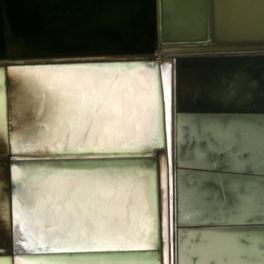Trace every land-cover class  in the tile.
<instances>
[{
	"label": "snow or ice",
	"instance_id": "obj_1",
	"mask_svg": "<svg viewBox=\"0 0 264 264\" xmlns=\"http://www.w3.org/2000/svg\"><path fill=\"white\" fill-rule=\"evenodd\" d=\"M25 57L11 33L0 39V207L5 200L10 206L7 242L15 264H145L141 253L163 248L169 188L173 235L177 209L183 222L189 201L201 220L225 225L200 234L207 257L197 264H251L221 255H232L225 244L235 231L243 232V242L235 244L240 257L254 252L252 226L264 235V109L239 110L264 105V88L257 90L255 80L250 87L246 74L186 86L177 73V152L181 167L195 171L169 178L153 163L155 150L167 149L172 164L170 64L161 78L142 75L143 63ZM186 87L223 110L184 121L179 106ZM39 102L47 105L46 117L43 107L35 110ZM37 117L48 134L25 138L22 121ZM119 158L134 162L90 163ZM21 160L60 163L21 170ZM37 173H49L50 183L37 189ZM174 251L175 244L172 264Z\"/></svg>",
	"mask_w": 264,
	"mask_h": 264
},
{
	"label": "water",
	"instance_id": "obj_2",
	"mask_svg": "<svg viewBox=\"0 0 264 264\" xmlns=\"http://www.w3.org/2000/svg\"><path fill=\"white\" fill-rule=\"evenodd\" d=\"M205 4V18L209 32L195 38L200 41L182 43L188 51L169 55L160 54V57L167 58L164 61L172 65L174 103L171 167H169L167 149L165 161L169 178L179 171H195V169L187 167L182 168L178 164V120L175 93L179 62L197 63L205 60L211 65L216 62H227L237 65L246 64L256 68H261L264 65V38L217 41L214 37L216 0H207ZM160 13L162 17L161 32H163V0H160ZM9 33L21 45V51L26 53L25 58L34 61L96 58L98 62L155 64L159 57L155 52L157 41H160V36L156 33L155 0H0V39L7 40ZM163 38L161 35V39ZM172 39L182 40V38ZM210 39L213 44L208 41ZM157 67L159 77L162 78L161 63L157 64ZM179 107L182 117L191 115L193 119L198 113L223 110V108L199 107L196 98L192 97L187 100L184 96L181 98ZM262 109L264 108L252 107L239 110H251L259 113ZM184 129H187V124ZM29 162L56 165L60 163L46 160H31ZM133 162V158L90 161V163L112 165H125ZM153 166L156 168V158ZM185 182H187L186 179ZM169 183H171V179H169ZM168 199V220L169 223H172L173 229L171 188H169ZM178 217L179 208L175 217V235H173V230L168 234L172 252L173 244H175V264H177L179 253V232L181 229L201 230L225 227L219 221L180 222ZM252 228L258 230L259 226H252ZM141 254L146 257L145 263L160 264L158 248L146 250ZM27 255L32 257L64 254L27 253ZM5 257H9L7 262H5ZM0 264H15V252H0Z\"/></svg>",
	"mask_w": 264,
	"mask_h": 264
},
{
	"label": "bare ground",
	"instance_id": "obj_3",
	"mask_svg": "<svg viewBox=\"0 0 264 264\" xmlns=\"http://www.w3.org/2000/svg\"><path fill=\"white\" fill-rule=\"evenodd\" d=\"M207 0H163V32H161V13H160V0H155L156 3V33L160 36V41H157L156 53L158 54V61L155 64H145L147 66V72L141 70V74L147 77L151 73H155L159 76L157 64L161 63L162 77L166 71V66L170 63L164 61L166 57H160V54L169 55L175 52L188 51L182 43L197 42L196 37L204 35L209 32V26L205 18V10ZM188 4V5H187ZM161 35L164 37L161 39ZM214 37L217 41H229L238 39H250V38H264V0H216L215 4V26ZM166 38V39H165ZM172 38H182V40H176ZM212 43V39L208 40ZM205 44H207L205 42ZM188 45V44H185ZM200 51V50H196ZM213 51V50H204ZM179 77L181 81L187 85H195L196 83L207 81H215L220 84L224 80H230L238 75H247L249 77L248 83L251 87V81L257 82V90L264 88V65L261 68L250 66L246 64H233L227 62H216L211 65L208 61H199L197 63L184 62L177 66ZM172 71V65H171ZM187 100L190 98H196L195 88L189 90L186 87L185 94L183 95ZM197 100L199 107H212L223 108V106L216 104H209L202 100ZM35 110L39 113L40 108H44V112L40 113L41 116L46 117L48 108L43 102H39L34 105ZM186 108V105H184ZM264 108L259 101L255 105H247L246 108ZM193 117L191 115L183 116L184 121H191ZM22 127L24 129L23 136L25 138L39 139L48 134L47 128L44 126V121L40 118H32L27 122L22 121ZM185 131L187 129H184ZM24 140H22V144ZM156 168L159 175V167L163 165V170L167 174L166 170V149L155 150ZM178 164H180L178 160ZM18 167L23 170L26 167H32L37 169H48L53 167H59L56 164L49 163H35L29 161H20ZM49 173H37L34 183L39 189L42 185L50 183ZM188 180V178H185ZM187 183V182H186ZM195 208L193 203L189 201L185 206L184 215L186 219L183 222H204L209 220H201L195 214ZM181 213L179 211L178 220L181 222ZM10 218V206L5 200L2 207H0V252L8 251V225ZM162 220L160 226L162 228ZM35 227V225H33ZM216 229V228H215ZM215 229H185L180 230L179 241V253L177 258V264H197L202 258L207 257V249L200 246V234L205 231H212ZM172 223L167 221V232L163 238V248L158 247L161 253H163L164 264H172L170 257L173 255L170 250V244L168 239L169 231L171 232ZM183 233V235H182ZM21 235H23L21 233ZM242 231H235L231 233L232 239L226 242L225 247L232 253L231 256L221 255V259H234L242 258L251 261V264H264V256L260 254V248L264 246V235L258 230L251 232L252 239L254 241V252L247 257L239 256V249L235 247L237 242H241ZM159 246V245H158ZM145 264H153L148 262Z\"/></svg>",
	"mask_w": 264,
	"mask_h": 264
}]
</instances>
